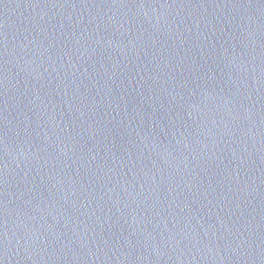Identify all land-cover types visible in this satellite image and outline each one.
<instances>
[{"label": "water", "instance_id": "water-1", "mask_svg": "<svg viewBox=\"0 0 264 264\" xmlns=\"http://www.w3.org/2000/svg\"><path fill=\"white\" fill-rule=\"evenodd\" d=\"M0 264H264V0H0Z\"/></svg>", "mask_w": 264, "mask_h": 264}]
</instances>
